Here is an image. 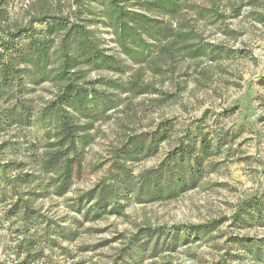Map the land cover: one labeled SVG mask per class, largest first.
<instances>
[{
    "label": "rangeland",
    "instance_id": "374dc122",
    "mask_svg": "<svg viewBox=\"0 0 264 264\" xmlns=\"http://www.w3.org/2000/svg\"><path fill=\"white\" fill-rule=\"evenodd\" d=\"M47 1L55 7L57 4L66 6L69 0ZM247 2L236 1L237 6H241L236 13L225 0L219 7L224 17L214 19L199 18L194 9L188 8L189 5L207 7L209 0H188L182 18L190 21L205 42L222 45L239 54L221 57L216 62L180 61L171 71L158 75L147 72L145 81L158 90L156 94L115 93V108L103 111L98 107L96 112L100 117L93 123L92 142L82 153L81 175L74 178L68 193L33 200L32 207L40 218L27 226L16 217H4L8 204L14 200L11 192L6 193V201L0 204V263L12 264L17 242L31 238L41 250L32 264H111L118 250L140 226L165 231L181 226L180 236H183L189 227L217 220L219 225L208 238L195 239V243L179 245L174 252L154 258L148 257L150 251L147 256L137 254L138 262L126 259L129 262L126 264H264V259H255L257 253H249L243 246L229 241L234 237L247 238L264 255V227L254 225L245 216L241 223L234 224L231 219L242 200L258 201L264 197V0H256L257 6H249ZM36 3L37 0L8 1L0 7V26L3 20L5 24H24L34 12L30 6ZM89 8L101 11L98 5ZM92 28L99 31L102 46L117 54L107 29L100 25ZM120 58L126 66L123 75L92 72L88 76L117 78L124 82L136 67ZM159 66L163 70L167 68ZM24 84L27 88L24 98L34 110L53 96L54 88L50 84L33 85L28 77ZM171 94V98L165 96ZM202 116L205 118L200 128L211 146L216 144V138L223 136L224 139L209 157L197 188L180 192L165 202L142 205L132 199L119 198L124 210L119 215H104L96 221L86 222L81 214L72 210L70 199L102 182H111L122 170L136 177L155 168L177 139L187 131L195 134L196 124L192 122ZM164 120H172L173 130L168 140L158 143L156 153L137 161H129L120 154L119 158L115 156L128 137L143 136ZM15 130L6 128L7 133L0 135V142L9 139ZM19 130L18 144L14 148L6 147L0 160L22 164L19 172H33L37 170L32 158L36 151L31 146L41 151L44 131L38 126ZM15 173H7V176ZM26 191L27 186L17 188L19 193ZM176 231L179 232L173 230Z\"/></svg>",
    "mask_w": 264,
    "mask_h": 264
},
{
    "label": "trees",
    "instance_id": "16d2710c",
    "mask_svg": "<svg viewBox=\"0 0 264 264\" xmlns=\"http://www.w3.org/2000/svg\"><path fill=\"white\" fill-rule=\"evenodd\" d=\"M8 1L0 0V7ZM224 1L209 0L207 7L189 5L188 8L194 9L199 18L222 19L224 16L219 13V7ZM236 1L239 0H227L237 13L241 6H237ZM187 2L69 0L66 6L51 7L47 0H37L36 5L30 6L34 12L24 24L1 22L0 135L7 133L6 128L10 127L16 132L0 142V155L6 147L14 148L18 144L19 129L38 126L44 131L41 151L31 146L36 151L32 158L37 170L19 172L22 164L0 160V204L6 201V193L11 192L14 198L4 217H16L26 226L33 225L40 218L32 207L33 200L46 195L62 197L69 192L74 178L81 175L82 153L92 142L93 123L99 121L96 110L98 107L103 111L115 108V93L156 94L158 90L145 81L147 72L158 75L171 71V67L180 61L207 59L216 62L221 57L239 54V51L201 38L190 21L182 18ZM246 4L258 5L256 0H248ZM90 5L100 6L101 11H93ZM94 25L107 29L117 54L102 46L103 40L99 31L92 28ZM120 57L136 67L124 82L117 78L88 76L92 72L123 75L126 66ZM159 65L167 68L163 70ZM26 77L33 85L47 83L54 88L52 98L36 110L24 98ZM165 96L171 98L172 94ZM204 118L192 122L196 124L195 134L187 131L177 139L155 168L136 177L122 170V174L111 182H102L70 199L72 210L81 214L86 222L96 221L104 215H119L125 207L119 204V198L132 199L142 205L165 202L180 192L197 188L209 157L215 154L224 139L223 136L216 138V144L211 146L200 128ZM172 130V120H164L143 136L128 137L115 156L119 158L120 154L129 161L149 157L157 152L159 142L169 139ZM14 171L13 176H7ZM19 186H27L28 191L17 192ZM244 216L254 225L264 227V197L258 201L242 200L231 219L234 224L241 223L245 221ZM218 225L217 220L198 224L185 230L183 236H180L181 226H172L169 231L140 226L118 250L111 264L129 263L126 259L138 262L136 255L147 256V251H150V258L174 252L179 245H190L196 242L195 239L210 237ZM229 241L243 246L249 253H257L256 260L264 259L258 251L261 249L255 248L247 238L234 237ZM40 255L41 250L34 239H22L14 247L12 264H32Z\"/></svg>",
    "mask_w": 264,
    "mask_h": 264
}]
</instances>
